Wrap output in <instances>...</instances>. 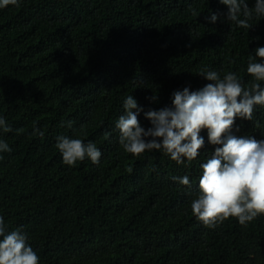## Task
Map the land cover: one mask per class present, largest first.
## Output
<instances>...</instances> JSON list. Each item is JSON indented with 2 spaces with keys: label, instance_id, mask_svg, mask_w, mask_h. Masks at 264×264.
<instances>
[{
  "label": "trees",
  "instance_id": "16d2710c",
  "mask_svg": "<svg viewBox=\"0 0 264 264\" xmlns=\"http://www.w3.org/2000/svg\"><path fill=\"white\" fill-rule=\"evenodd\" d=\"M227 11L219 0H20L0 8V117L12 129H0L11 148L0 152V216L9 232L27 234L39 264H264V215L209 229L192 214L201 165L218 147L207 130L200 155L178 165L163 150L127 153L116 127L129 95L144 111L171 106L174 91L210 83L202 69L253 82L248 56L264 47V17L246 30ZM138 119L151 127L143 112ZM233 134L264 140V106L251 121L237 117ZM62 135L95 143L99 164H64ZM185 175L191 187L173 180Z\"/></svg>",
  "mask_w": 264,
  "mask_h": 264
},
{
  "label": "clouds",
  "instance_id": "9594fccd",
  "mask_svg": "<svg viewBox=\"0 0 264 264\" xmlns=\"http://www.w3.org/2000/svg\"><path fill=\"white\" fill-rule=\"evenodd\" d=\"M19 2L0 0V8L10 4L19 6ZM219 2L228 8L225 19L239 28L249 30L254 17H264V0H255L251 8L246 0ZM193 15L197 13L193 11ZM219 18L213 13L210 22L215 23ZM246 71L253 78L249 86H244L234 72H227L221 78L217 71L202 69L200 76L210 83L197 91L188 87L174 91L171 106L159 110L144 111L129 95L123 103L124 114L116 124L119 143L127 153L140 156L146 151L163 150L178 165L184 164L185 159L191 164L200 155L205 145L200 133L207 130L208 143L218 147L201 165L200 194L192 201L191 210L209 229H215L230 217L247 226L264 215V140L233 134L237 117L251 121L254 107L264 106V87L259 83L264 81V47L256 48L254 56L249 54ZM151 99L156 101L157 96L154 94ZM141 112L151 127L141 126L138 119ZM68 126L71 127V122ZM0 129L5 133L12 131L3 117H0ZM33 135L43 137L44 133L34 127ZM56 148L64 164L70 167L86 157L99 164L102 155L95 143L85 144L81 139L63 135L57 137ZM0 152H11L3 139H0ZM173 180L191 187L187 175ZM39 259L27 243V234L21 229L9 232L0 216V264H39Z\"/></svg>",
  "mask_w": 264,
  "mask_h": 264
}]
</instances>
